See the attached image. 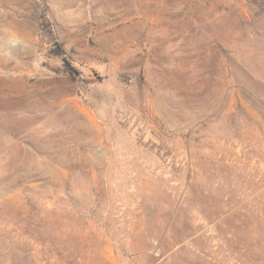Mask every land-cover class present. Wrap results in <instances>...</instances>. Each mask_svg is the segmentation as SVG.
<instances>
[{
    "label": "rangeland",
    "instance_id": "1",
    "mask_svg": "<svg viewBox=\"0 0 264 264\" xmlns=\"http://www.w3.org/2000/svg\"><path fill=\"white\" fill-rule=\"evenodd\" d=\"M261 218L264 0H0V264H264Z\"/></svg>",
    "mask_w": 264,
    "mask_h": 264
},
{
    "label": "trees",
    "instance_id": "2",
    "mask_svg": "<svg viewBox=\"0 0 264 264\" xmlns=\"http://www.w3.org/2000/svg\"><path fill=\"white\" fill-rule=\"evenodd\" d=\"M261 221H262V223L264 222V218H261ZM257 222H258V220H257ZM264 224V223H263ZM254 233V232H253ZM264 242V236H263V239H261L260 241H259V243H261V242Z\"/></svg>",
    "mask_w": 264,
    "mask_h": 264
}]
</instances>
